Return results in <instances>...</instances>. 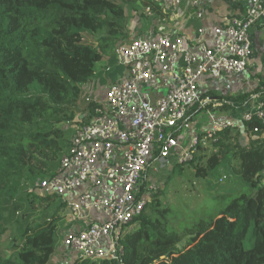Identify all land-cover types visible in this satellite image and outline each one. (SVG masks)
<instances>
[{
    "label": "trees",
    "instance_id": "16d2710c",
    "mask_svg": "<svg viewBox=\"0 0 264 264\" xmlns=\"http://www.w3.org/2000/svg\"><path fill=\"white\" fill-rule=\"evenodd\" d=\"M143 1L160 12L158 3ZM128 23L125 5L116 0H0V240L11 233L13 251L8 256L0 247V264L51 263L66 202L27 185L36 188L40 179L55 173L51 163L64 149L62 126L91 119L99 103L83 85L97 74L98 62L116 65L115 48L127 40ZM99 32L97 44L85 41L86 34ZM205 95L214 99L206 107L219 103L214 110L227 115L264 97V80L235 95ZM193 110L191 120L204 108ZM241 125L242 133H219L218 150L205 163H191L197 176L208 177L232 157L237 161L232 170L255 193L229 199L224 191L193 214L170 218L175 235L163 233L144 211L139 226L123 239L125 264H264V120L254 117ZM151 175L164 183L171 176ZM161 193L152 200L156 210L162 206Z\"/></svg>",
    "mask_w": 264,
    "mask_h": 264
},
{
    "label": "built area",
    "instance_id": "2783aa9c",
    "mask_svg": "<svg viewBox=\"0 0 264 264\" xmlns=\"http://www.w3.org/2000/svg\"><path fill=\"white\" fill-rule=\"evenodd\" d=\"M183 1L160 0L159 5L174 8ZM239 2L245 7L243 14L227 17L219 26H200L192 40L139 35L116 45L122 76L108 84L101 100L96 98L99 104L91 119L75 127L55 173L36 184L37 190L66 202L63 215L69 226L62 245L73 262L125 264L123 239L160 187L148 182L151 174L195 161L202 147L216 142L220 132L237 127V120H264L261 96L228 116L207 111L206 128L197 129L190 119L196 105L205 110L214 100L205 95L203 78L248 72L252 31L264 28V0ZM192 6L202 18L204 0H192ZM146 13L154 14L151 6Z\"/></svg>",
    "mask_w": 264,
    "mask_h": 264
},
{
    "label": "rangeland",
    "instance_id": "374dc122",
    "mask_svg": "<svg viewBox=\"0 0 264 264\" xmlns=\"http://www.w3.org/2000/svg\"><path fill=\"white\" fill-rule=\"evenodd\" d=\"M125 5L126 12L129 16V25L128 28L132 25L138 26L140 28L147 24V20L151 19L148 17L146 13V8L148 7L147 4L143 0H116ZM156 3L159 0H154ZM159 4V3H158ZM140 21L137 22L136 21ZM153 20L150 21L151 27H156L154 25ZM128 31V29H127ZM129 32V31H128ZM130 33V32H129ZM101 35L99 33L93 34H86L85 41L90 44H97L98 37ZM129 35L127 40H129ZM98 72L97 74L93 75L92 79L83 86L84 91L88 95H94L98 99H102L105 95V91L107 89V85L101 82V78L103 77L108 65V60H104L102 62H98ZM119 71L118 73H122V70L118 67L115 68V71ZM257 75L254 74V77ZM257 83V82H256ZM204 90V89H203ZM206 91V90H204ZM223 95L229 94L228 92L221 93ZM214 106V105H213ZM216 107H207L201 113L196 115L194 118L198 121L195 123H200L203 128H206L209 125V116L207 111L214 114L215 117L224 116L223 114L219 113L217 110H214ZM228 113L226 116H228ZM238 126L233 128L232 132H237V129L242 130L244 129L243 125H240V121L237 120ZM76 123H71L69 125H63L62 128L64 129V138L61 140L64 149L69 144V136L70 133L76 127ZM187 132L183 131L182 137H186ZM243 137V138H242ZM241 138L243 140H247L248 137L243 135ZM63 149V150H64ZM218 150V147L215 146L214 141H210L209 147L205 148L201 155L198 156V160H201V163H205L208 157L214 152ZM59 161H55L51 163L52 170L56 171L59 166ZM237 163L232 157H226L225 161L222 162L219 166H217L208 177H201L195 174V164L188 163L183 165L182 169L176 168L174 171H167L161 173L163 177L171 174L169 181L167 183L159 182L156 177L152 176L148 182H154L156 186L160 185L158 192L162 193L159 195V200L162 203L160 210H156L153 208L152 200L155 198L154 195L158 192L152 194L151 202L149 203L148 207L146 208L145 212L151 215L158 225L159 229L166 234L175 235L177 234V228L174 227L170 222L169 219L172 218L173 220H180L182 216H188L193 214V212L197 211L201 206L205 203L213 201L215 195L226 191L227 193L231 194L230 198L238 196L242 193H247L249 195H253L255 191H253L249 185L243 183L238 174H236L232 168L233 165ZM240 179V180H239ZM32 184L27 185L28 189L35 190L36 193H40L37 188L32 187ZM171 215V216H170ZM34 219L39 218V215L36 214L33 216ZM60 225L58 227V240L55 248V253L53 259L50 264H65L68 260L69 264L73 263L72 257L68 254V252L63 248L62 239L65 234L66 228L68 226V220L62 213ZM140 223H134L132 225L131 230H135ZM12 238L11 233H7L3 239L0 240V247L3 248L8 256H10L12 251Z\"/></svg>",
    "mask_w": 264,
    "mask_h": 264
},
{
    "label": "crops",
    "instance_id": "0c3cea01",
    "mask_svg": "<svg viewBox=\"0 0 264 264\" xmlns=\"http://www.w3.org/2000/svg\"><path fill=\"white\" fill-rule=\"evenodd\" d=\"M158 3H161L160 0ZM204 5L205 14L202 18L197 16L196 9L192 6V0H184L180 6L174 8L161 5L160 12H154L151 17H148L151 19L147 20L145 26L141 27V24L140 28L135 25L130 26L128 28L130 39L122 41H130L132 38L139 35H179L192 40L197 35V30L200 26H219L225 23L227 17L241 15L245 12V7L239 2V0H204ZM151 20L154 21L152 23H154L157 28L150 26ZM137 22L140 21L137 19L136 23ZM252 37L254 52L252 58L249 60L247 74L228 76L221 79L205 77L201 82L202 89L206 90L205 92H213L218 95L228 92L229 94L235 95L253 89L258 84L260 78L264 80V28H254L252 31ZM116 67L120 68L123 73L124 70L121 66H113L108 76H105L106 74L103 75L104 77H107V82L105 81L103 83L101 80L104 85L106 84L108 86L111 81L119 79L122 76V73L120 74L118 73L119 71H115ZM254 74L257 76L254 77ZM194 121L197 122L198 120L194 118ZM201 125L200 123H197L195 124V127L199 129L202 127ZM196 128L194 129L196 130ZM74 132L75 127L70 133L69 140H71Z\"/></svg>",
    "mask_w": 264,
    "mask_h": 264
}]
</instances>
